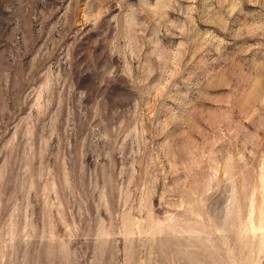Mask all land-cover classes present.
Instances as JSON below:
<instances>
[{
	"label": "rangeland",
	"instance_id": "1",
	"mask_svg": "<svg viewBox=\"0 0 264 264\" xmlns=\"http://www.w3.org/2000/svg\"><path fill=\"white\" fill-rule=\"evenodd\" d=\"M0 264H264V0H0Z\"/></svg>",
	"mask_w": 264,
	"mask_h": 264
}]
</instances>
